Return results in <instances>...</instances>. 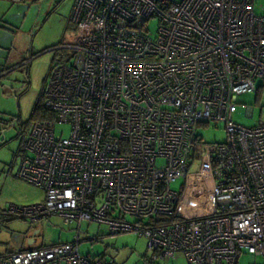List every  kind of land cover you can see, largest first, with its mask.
<instances>
[{"label":"built area","instance_id":"built-area-1","mask_svg":"<svg viewBox=\"0 0 264 264\" xmlns=\"http://www.w3.org/2000/svg\"><path fill=\"white\" fill-rule=\"evenodd\" d=\"M70 20L91 31L72 60L51 66L42 96L53 117L31 124L16 173L43 196L7 214L56 215L76 237L0 264H116L80 254L83 221L145 237L154 261L238 264L247 254L264 264V121L234 120L240 94L264 91V0H75ZM211 123L226 133L211 177L172 189Z\"/></svg>","mask_w":264,"mask_h":264},{"label":"rangeland","instance_id":"rangeland-1","mask_svg":"<svg viewBox=\"0 0 264 264\" xmlns=\"http://www.w3.org/2000/svg\"><path fill=\"white\" fill-rule=\"evenodd\" d=\"M75 0H1L7 22L15 28L12 49L0 52L17 62L0 74V256L18 252L30 246L51 245L75 239L77 225L53 215L29 222L7 214V207L29 205L42 199V192L32 184L17 178L19 154L28 134L36 102L40 99L46 76L53 64L72 60L73 45L88 34L91 27L71 22ZM149 27L155 29V22ZM12 28V29H13ZM24 59V60H22ZM1 65V63H0ZM2 68V67H1ZM260 85V80L256 86ZM252 108V116L246 115ZM234 120L245 126L264 121V91H251L237 97ZM56 134L67 136V124L57 123ZM195 157L186 179L171 182V188L186 190L209 179L212 173L214 147L226 140L220 123L200 125L196 131ZM159 163L162 160L158 161ZM192 208L186 204L181 209ZM127 221H135L126 216ZM79 252L83 256L114 259L119 264H142V255L151 257L145 237L133 232L111 235L107 226L83 221L79 226ZM167 261V259L165 260ZM261 259L243 254L238 264H256Z\"/></svg>","mask_w":264,"mask_h":264},{"label":"crops","instance_id":"crops-1","mask_svg":"<svg viewBox=\"0 0 264 264\" xmlns=\"http://www.w3.org/2000/svg\"><path fill=\"white\" fill-rule=\"evenodd\" d=\"M1 1V0H0ZM5 8H3L0 4V52L2 51H7L12 49L13 43H11L12 39V34L13 28L12 25H10L7 20H6V13H4ZM13 28V29H12ZM3 53V52H2ZM24 60V59H22ZM0 71H2L0 74L2 76V73L8 71L10 69V66H15L17 65V62L11 61L10 56H6L5 58H2L0 61ZM2 67V68H1ZM47 77V76H46ZM21 149H19L20 151ZM109 233V232H108ZM34 247V246H33ZM32 248V246L27 247L25 249ZM24 250V249H23ZM151 255V253H150ZM104 260H112L116 264H119L116 260L114 259H106L103 258ZM142 264H188L186 260L181 256L178 255L175 258L167 259V261H154L151 259V257L147 256L146 254L142 255V259L140 260Z\"/></svg>","mask_w":264,"mask_h":264},{"label":"trees","instance_id":"trees-1","mask_svg":"<svg viewBox=\"0 0 264 264\" xmlns=\"http://www.w3.org/2000/svg\"><path fill=\"white\" fill-rule=\"evenodd\" d=\"M1 72L2 71H0V73ZM52 117H53L52 113L49 112L48 110H46V108L44 107L43 96L41 94L40 99L36 102V104L34 106L33 113L31 115V122L33 123L34 121L46 120V119H50ZM22 149H23V146H22L20 151H22ZM173 219H176V217L171 216V218L168 220H173ZM157 221H167V219H163V218L159 217V220H157Z\"/></svg>","mask_w":264,"mask_h":264}]
</instances>
